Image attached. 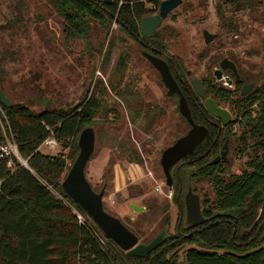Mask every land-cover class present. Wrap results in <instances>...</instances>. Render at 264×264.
<instances>
[{
	"label": "rangeland",
	"instance_id": "1",
	"mask_svg": "<svg viewBox=\"0 0 264 264\" xmlns=\"http://www.w3.org/2000/svg\"><path fill=\"white\" fill-rule=\"evenodd\" d=\"M262 3L258 5L254 1L252 11H241L224 0H182L156 32L168 50L183 61L184 67L199 75L205 65L202 54L224 55L227 51L260 49L264 44V0ZM217 7L224 15L216 12ZM62 27V18L49 0H0V88L12 102L23 103L33 111L46 104L71 106L85 94L103 93L102 109H116L117 115L109 111L106 119L103 115L94 118V146L84 167L85 177L95 191L105 182L101 197L103 208L136 229L139 241H147L164 226L160 223L163 202L168 203V233H172L180 210L172 201L176 181L172 180L170 197L167 187L161 184L164 179L159 154L171 139L175 122L179 132L185 130L184 122L176 115L174 101L164 96L156 72L139 54L136 40L115 22L106 25L89 20L85 35L73 38H67ZM202 28L214 33L219 31L220 36L203 46ZM119 55L126 63L117 70ZM244 59L260 62L257 56ZM125 90L133 92L134 98L138 96L162 106V114L151 124L147 119L137 120L119 96ZM129 118H133V123ZM236 143L233 136L229 143V172H237L242 167V162L235 158ZM126 146L139 153L137 163L128 161L123 151ZM39 148L51 154L60 151L58 145ZM174 168L170 170L172 178ZM184 170L179 167L181 200L187 185L183 180ZM188 182L200 202L204 194L211 195L206 179L191 177ZM129 203L144 209L133 212ZM128 214L131 217L127 218Z\"/></svg>",
	"mask_w": 264,
	"mask_h": 264
},
{
	"label": "trees",
	"instance_id": "2",
	"mask_svg": "<svg viewBox=\"0 0 264 264\" xmlns=\"http://www.w3.org/2000/svg\"><path fill=\"white\" fill-rule=\"evenodd\" d=\"M49 1L62 18L67 38L84 36L89 20L106 25L115 22L134 38L139 34V19L155 11L160 0ZM157 35L155 31L152 42L162 40ZM123 63L119 55L117 70ZM182 68L177 65V69ZM108 84L112 89L110 81ZM103 99V93L85 94L74 105L62 107L63 111L59 110L60 105L46 104L33 111L20 102L1 104L5 117H1L4 131L0 128V141L5 140L4 132L12 138L26 166L16 158L11 167L7 165L8 157L0 160V264H264V192L249 201L251 194L264 189L263 146V155L245 162L238 173L229 172L226 160L195 161L193 174L188 162L176 163L172 201L180 208L179 218L174 231L143 256H126L102 234L63 191L60 182L77 154L79 131L92 126L97 115L105 119L109 111L117 115L116 109H102ZM49 136L60 147L55 154L39 149ZM123 151L129 162L140 160L133 148L126 146ZM179 167L185 169V185L191 177L206 179L210 185L211 195L204 194L200 202L204 221L196 226L183 221ZM72 208L83 216V223L76 219ZM167 209L168 203L163 202V225H168ZM126 226L139 236L136 229ZM144 240L140 242L149 239Z\"/></svg>",
	"mask_w": 264,
	"mask_h": 264
},
{
	"label": "flooded vegetation",
	"instance_id": "3",
	"mask_svg": "<svg viewBox=\"0 0 264 264\" xmlns=\"http://www.w3.org/2000/svg\"><path fill=\"white\" fill-rule=\"evenodd\" d=\"M224 1L234 6L235 10L241 11H252L254 1H256L258 5L263 4L262 0ZM180 3L178 5H180ZM158 6L153 14L158 12ZM173 9L167 13L165 18ZM219 11V7H217L216 12L219 13ZM220 12L224 15L223 11ZM147 15H152V13ZM157 28L153 31L152 36ZM203 29L205 28H202V30ZM202 30L200 31V34L203 46L210 44L215 38L220 36L219 31L214 33L207 30L209 33L214 34V37L212 40L204 42ZM229 30L233 31L234 29ZM152 36L143 37L139 32L138 37H134L140 47L139 54L156 72L158 79L164 88V96L174 101L176 115H178L185 124V130L183 132H179L177 122L173 124L171 139H169V141L163 146L162 150L171 145L179 136L183 135L190 128V124L179 111L178 94H167V88L164 86L159 72L141 54L142 51L164 61L172 79L183 96L191 119L195 124L202 125L206 130L202 139L191 150L187 151L183 156L177 159L172 166L176 163L188 162L191 167L190 174H193L196 171V167L193 166L195 161L218 162L226 160L228 163L229 143L233 136H235L237 140V143L233 148L236 153L235 158L242 162V167L237 173L244 169L245 162L260 158L263 155L262 146L264 147V44H262L257 51H254V49H241L238 52L227 51L224 55L220 52L202 54L201 56L205 59V65L203 71L199 75H195L191 68L184 67L183 61L176 55V53L168 50L164 40L152 42ZM157 38L161 39L159 35H157ZM249 55L260 57V62L251 63L244 59L245 56ZM123 61L124 63L122 66L124 67L126 61L125 59H123ZM208 63L210 64V67L207 65ZM179 64L183 66L180 70L177 69V65ZM193 79L198 80L200 88L203 89V95H200L196 91L192 82ZM122 94L120 95L122 96V101L124 102L126 109L129 110L130 113H133V115L136 114L137 120L139 118L147 119L148 124H151L157 119V116L161 115L163 112L162 106L148 103L144 99H139L138 96L137 98H134L133 92L131 91L125 90ZM206 100L211 101L216 107L225 110L228 113V119L224 122L222 118L212 115L205 103ZM135 102L137 103L136 105ZM140 106L141 108H138ZM129 122L133 123V118H129ZM144 129L146 130L145 127ZM206 137L207 139H205ZM170 176L171 197L173 193L172 180H174L175 177L172 178L171 172ZM161 183L165 185L163 181ZM188 185L189 182L186 185V189ZM104 187L105 182L102 184L103 190ZM190 189L198 196L191 186ZM263 192V188L256 190L251 194L249 201L258 199ZM183 200L184 194L182 196V201ZM198 202L200 208L199 196Z\"/></svg>",
	"mask_w": 264,
	"mask_h": 264
},
{
	"label": "water",
	"instance_id": "4",
	"mask_svg": "<svg viewBox=\"0 0 264 264\" xmlns=\"http://www.w3.org/2000/svg\"><path fill=\"white\" fill-rule=\"evenodd\" d=\"M109 2V0H103ZM181 0H161L158 6V12L152 15H145L139 19V32L143 37H150L155 28H157L167 13L176 7ZM202 34L204 42L213 39L214 34L203 29ZM141 54L149 61V63L159 72L160 78L167 88V94L177 93L179 96L178 107L180 113L186 118L190 124V128L181 136H179L171 145L165 147L159 158L161 172L163 174L166 186L171 185L170 167L183 156L187 151L191 150L204 136L205 128L197 125L191 119L183 96L172 79L164 61L142 51ZM196 91L203 95V89L200 88L197 79L192 80ZM0 103L5 106H11L12 101L4 91L0 88ZM212 115L222 118L225 122L228 119V113L216 107L211 101H205ZM60 111L64 108L60 107ZM94 146V130L92 126H84L77 136L78 151L60 182L63 191L78 204L87 216L94 222L102 234L112 240L126 256H143L159 243H161L168 235V225H164L147 242H140L136 234H134L118 217L108 213L102 205L103 189L95 191L85 177L84 167L93 151ZM25 161V160H24ZM184 223L189 226H196L204 221L200 213L198 196L193 193L190 186L184 193ZM133 212H139L144 209L133 203L128 204ZM131 217L130 214L127 215Z\"/></svg>",
	"mask_w": 264,
	"mask_h": 264
},
{
	"label": "built area",
	"instance_id": "5",
	"mask_svg": "<svg viewBox=\"0 0 264 264\" xmlns=\"http://www.w3.org/2000/svg\"><path fill=\"white\" fill-rule=\"evenodd\" d=\"M1 117H5L4 110L0 103V128L4 131V127L1 121ZM5 140L0 141V160L4 157H8L7 165L12 166L14 164V158H16L21 165L26 166L24 159H21L18 153L17 146L12 138H9L6 133L4 132ZM40 145H45L47 148H53L57 146L55 139L52 136L46 137ZM39 145V147H40ZM40 149V148H39ZM162 184V183H161ZM168 189V196L171 194L170 186H166ZM73 214L75 215L76 219L83 223L84 219L83 216L75 209H71Z\"/></svg>",
	"mask_w": 264,
	"mask_h": 264
}]
</instances>
